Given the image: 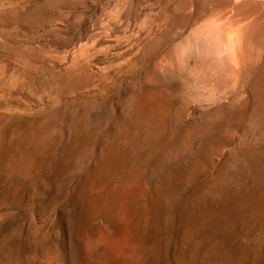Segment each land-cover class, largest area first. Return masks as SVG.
Returning <instances> with one entry per match:
<instances>
[{
    "label": "rangeland",
    "instance_id": "obj_1",
    "mask_svg": "<svg viewBox=\"0 0 264 264\" xmlns=\"http://www.w3.org/2000/svg\"><path fill=\"white\" fill-rule=\"evenodd\" d=\"M168 161L176 198L226 193L210 237L201 202L159 222ZM224 247L264 264V0H0V264Z\"/></svg>",
    "mask_w": 264,
    "mask_h": 264
},
{
    "label": "water",
    "instance_id": "obj_2",
    "mask_svg": "<svg viewBox=\"0 0 264 264\" xmlns=\"http://www.w3.org/2000/svg\"><path fill=\"white\" fill-rule=\"evenodd\" d=\"M177 166H180L179 161L165 162L161 168L158 177L165 184V189L160 195L159 199V222L161 224L170 223L174 233L182 231L184 224L196 214L197 202L206 204L209 208L206 216V222L199 227V230L210 237L212 231L217 228L219 224L218 217L214 213L216 205L220 204L226 193L218 190L213 181L209 182L208 190L200 196H182L180 199L176 198L175 186L173 184L172 175ZM71 245L76 251V242L74 236L70 237ZM69 247V246H68ZM196 255H202L204 259L210 258V253L205 249H194ZM202 252V254L200 253ZM238 249L236 247H224L220 250V260L225 264H229L236 259Z\"/></svg>",
    "mask_w": 264,
    "mask_h": 264
}]
</instances>
